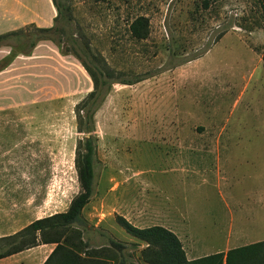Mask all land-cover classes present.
<instances>
[{"label":"rangeland","instance_id":"obj_1","mask_svg":"<svg viewBox=\"0 0 264 264\" xmlns=\"http://www.w3.org/2000/svg\"><path fill=\"white\" fill-rule=\"evenodd\" d=\"M56 1L57 21L43 25L63 31L54 42L40 40L26 53L37 33L26 26L3 42L12 51L0 44V67L11 69L4 84L0 77V133L22 137L20 151L0 159V183L11 185V202L20 199L24 221L66 210L81 189L76 114L93 86L67 50L78 39L86 60L113 82L93 115L94 190L83 208L90 245L122 241L129 259L145 264V243L118 215L172 230L189 259L264 240L260 0H209L208 9L203 0ZM8 2L0 0V34L13 31V16L2 12ZM140 15L149 22L142 40L129 30ZM230 21L236 25L226 27ZM216 149L229 156L222 190L211 176Z\"/></svg>","mask_w":264,"mask_h":264},{"label":"trees","instance_id":"obj_2","mask_svg":"<svg viewBox=\"0 0 264 264\" xmlns=\"http://www.w3.org/2000/svg\"><path fill=\"white\" fill-rule=\"evenodd\" d=\"M57 21L60 7L56 0H52ZM264 17V0H260ZM203 9L210 6L209 0H203ZM234 21H230L226 27H234ZM37 31L30 37L29 50L31 52L36 42L51 40L53 35L63 33L58 27H36L29 25ZM21 29L0 34V43L19 38ZM131 36L142 40L149 34L148 18L144 15L137 16L129 26ZM226 32L221 31L215 38L217 42ZM70 52L79 59L81 65L88 73L92 81L93 89L77 106L78 131L84 135L78 141L75 150V166L77 178L80 183V191L71 199L68 208L63 212H56L50 216L36 219L14 235L0 238V257H4L29 246L36 244L39 235L40 240L55 243V247L45 261L56 264H136L125 254L127 244L108 239L107 245L93 247L84 232L89 230L88 221L83 215V208L89 202L94 190V156L95 137L93 132V115L104 99L106 88L112 81L105 79L102 69L95 63H89L78 39L71 40ZM196 56L195 58H197ZM264 62V52L262 54ZM141 80L125 81L132 84ZM118 224L131 236L145 243L140 250V258L145 264H264V240L228 249L226 252H215L195 259H189L179 237L170 229L161 225L138 227L133 225L125 217L117 216Z\"/></svg>","mask_w":264,"mask_h":264},{"label":"crops","instance_id":"obj_3","mask_svg":"<svg viewBox=\"0 0 264 264\" xmlns=\"http://www.w3.org/2000/svg\"><path fill=\"white\" fill-rule=\"evenodd\" d=\"M8 5L3 6L2 12L4 14H9L13 16L12 20L14 22L13 26H11V30L22 29L26 26L33 25L36 27H51V26H43L48 22L49 17H55L56 9L52 2V0H8ZM51 13L52 16H49ZM3 34V33H2ZM7 45L9 49H12V46L8 43H0ZM53 44V42H52ZM9 49L7 53L9 52ZM57 51L59 52V48L56 46ZM57 52V53H58ZM21 53V52H17ZM24 53V52H22ZM59 56L60 52L58 53ZM3 59L2 57L0 60ZM4 61V60H3ZM11 69L8 65L0 67V77L3 79L1 81L2 84L5 83V78H7ZM2 107V106H1ZM3 108V107H2ZM15 136V135H14ZM21 135L12 137L4 133H0V159H8L10 154L9 152L18 153L22 148L19 145V142H22ZM16 138V139H15ZM12 142V143H11ZM210 156L213 157V172L211 176H214V179L217 184V189L222 190L227 187V183L229 181L228 177L222 176L221 172L224 170L225 174H228L225 169V165L227 164L228 153L227 151L222 150H212L210 152ZM2 162V161H1ZM224 184V185H223ZM10 184L8 183H0V238L8 237L14 235L15 233L22 230L28 224L33 222L36 219H40L43 217L50 216L56 212L63 211H54L53 213H49L46 216H39L29 221H24V217L20 216L19 209L15 208L20 204V199H15L16 203H13L14 200L10 199L9 194L6 193L7 190L10 189ZM25 187L26 184H15L12 187ZM264 190V188H262ZM264 193V191H263ZM223 201L225 202V196L222 195ZM264 199V196H263ZM13 201V202H11ZM226 205H229L226 203ZM65 211V210H64ZM55 247V243L45 242L40 240L39 235L37 238L36 244L29 246L23 250L15 252L13 254L0 257V264H45V261L51 254L52 250ZM47 264H56L51 261Z\"/></svg>","mask_w":264,"mask_h":264}]
</instances>
